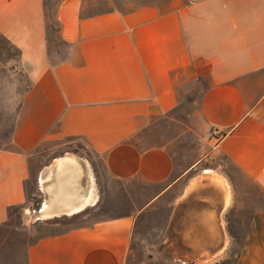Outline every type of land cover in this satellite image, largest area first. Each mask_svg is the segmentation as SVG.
Wrapping results in <instances>:
<instances>
[{
    "label": "crops",
    "instance_id": "crops-1",
    "mask_svg": "<svg viewBox=\"0 0 264 264\" xmlns=\"http://www.w3.org/2000/svg\"><path fill=\"white\" fill-rule=\"evenodd\" d=\"M86 5L55 2L62 50L51 56L45 0H0V36L29 80L0 147V226L26 202L31 163L48 141L81 140L101 161L114 206L39 237L25 264H132L146 229L175 264H218L238 236L232 264H264V0H184L165 12ZM179 78L206 81L196 119L176 113ZM90 163L65 154L41 164L37 210L96 207Z\"/></svg>",
    "mask_w": 264,
    "mask_h": 264
},
{
    "label": "rangeland",
    "instance_id": "rangeland-1",
    "mask_svg": "<svg viewBox=\"0 0 264 264\" xmlns=\"http://www.w3.org/2000/svg\"><path fill=\"white\" fill-rule=\"evenodd\" d=\"M45 0L46 16L52 26L54 23L55 2ZM176 1L184 0H85L86 8L95 12L117 11L121 13L133 11L141 7H154L160 12L170 9ZM49 51L54 54L62 50V44L53 31L48 33ZM58 59L59 57H54ZM18 51L0 36V147H9V137L13 120L24 91L29 86V80L22 74L18 64ZM179 104L176 113L186 118H195L198 112V99L200 92L205 88L203 78L183 79L177 83ZM264 117V105H263ZM151 141L145 144H150ZM39 155L31 163V176L26 183L27 192L34 195V174L41 164L49 162L56 156L76 154L87 158L92 163L97 176V184L101 192L100 203L93 208H88L79 219L72 216L61 215L47 220L37 218V206L34 209L14 208L9 211L5 224L0 226V264H25V252L28 246L39 237L64 231L68 228L93 222L111 216L114 206L109 203V180L105 176L101 161L89 152L85 144L78 139H61L45 142L38 149ZM90 163V164H91ZM216 164L228 167L227 162L219 158ZM229 169V167L227 168ZM110 184H113L110 182ZM113 186V185H112ZM29 204L28 207H31ZM241 234L242 225H237ZM137 234V233H136ZM159 239L155 233L147 229L136 235L131 244L128 262L132 264H175L163 245L157 246ZM241 237H235L225 260L218 264H232L233 257L239 249ZM177 264V263H176Z\"/></svg>",
    "mask_w": 264,
    "mask_h": 264
},
{
    "label": "bare ground",
    "instance_id": "bare-ground-1",
    "mask_svg": "<svg viewBox=\"0 0 264 264\" xmlns=\"http://www.w3.org/2000/svg\"><path fill=\"white\" fill-rule=\"evenodd\" d=\"M61 162H62L61 164H64L63 160ZM69 162H70V164L66 163V165H68V166H77L78 165L72 159ZM78 178L79 177L77 175H75V174L71 175V179L74 180V181H76ZM91 181H92V178H91ZM86 203H88V202H86ZM86 203H84L85 204L84 206H86ZM46 204L47 203H45L44 205L40 206V208L37 210V218H39L41 220H47V219H51V218H54V217H59L61 215L73 216L74 214H77V213H80L81 211H83V207H84V206L82 207L83 201L81 203L68 205L67 207L63 206V207H60V208H56V207H59V206H56V207L47 206Z\"/></svg>",
    "mask_w": 264,
    "mask_h": 264
},
{
    "label": "trees",
    "instance_id": "trees-1",
    "mask_svg": "<svg viewBox=\"0 0 264 264\" xmlns=\"http://www.w3.org/2000/svg\"><path fill=\"white\" fill-rule=\"evenodd\" d=\"M55 21V20H54ZM46 22H47V40H48V33H49V31H53V32H55V34L57 33V31H58V26H57V22L55 21L54 23H55V26L53 27L52 26V23L51 22H49V19L47 18L46 19ZM37 202H38V199H36L33 195H28L27 196V200H26V202L24 203V204H22V205H19V206H17V207H15V208H29V209H34V207H35V205L37 204ZM29 204H32L31 205V207H28V205ZM12 210V209H11ZM83 213H85V211H83V212H81V213H78V214H76V215H73L72 216V219H79L81 216H82V214ZM236 256H238V253L236 254Z\"/></svg>",
    "mask_w": 264,
    "mask_h": 264
},
{
    "label": "built area",
    "instance_id": "built-area-1",
    "mask_svg": "<svg viewBox=\"0 0 264 264\" xmlns=\"http://www.w3.org/2000/svg\"><path fill=\"white\" fill-rule=\"evenodd\" d=\"M211 135L216 139V141H219L221 139V135L216 131H213Z\"/></svg>",
    "mask_w": 264,
    "mask_h": 264
}]
</instances>
